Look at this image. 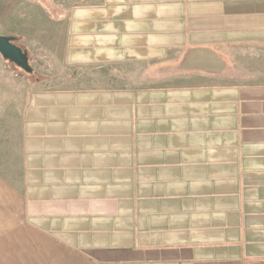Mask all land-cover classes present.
<instances>
[{
	"label": "crops",
	"instance_id": "crops-1",
	"mask_svg": "<svg viewBox=\"0 0 264 264\" xmlns=\"http://www.w3.org/2000/svg\"><path fill=\"white\" fill-rule=\"evenodd\" d=\"M61 50L0 88V264H264V0H76Z\"/></svg>",
	"mask_w": 264,
	"mask_h": 264
},
{
	"label": "rangeland",
	"instance_id": "rangeland-1",
	"mask_svg": "<svg viewBox=\"0 0 264 264\" xmlns=\"http://www.w3.org/2000/svg\"><path fill=\"white\" fill-rule=\"evenodd\" d=\"M76 0H0V36L16 38L28 53L31 74H25L0 56V88H15L19 74L25 82L59 77L66 16Z\"/></svg>",
	"mask_w": 264,
	"mask_h": 264
},
{
	"label": "water",
	"instance_id": "water-1",
	"mask_svg": "<svg viewBox=\"0 0 264 264\" xmlns=\"http://www.w3.org/2000/svg\"><path fill=\"white\" fill-rule=\"evenodd\" d=\"M15 42V37L0 36V56L25 74H31L33 69L29 64L28 53L25 49L18 47Z\"/></svg>",
	"mask_w": 264,
	"mask_h": 264
},
{
	"label": "flooded vegetation",
	"instance_id": "flooded-vegetation-1",
	"mask_svg": "<svg viewBox=\"0 0 264 264\" xmlns=\"http://www.w3.org/2000/svg\"><path fill=\"white\" fill-rule=\"evenodd\" d=\"M15 44H16V42H15Z\"/></svg>",
	"mask_w": 264,
	"mask_h": 264
}]
</instances>
